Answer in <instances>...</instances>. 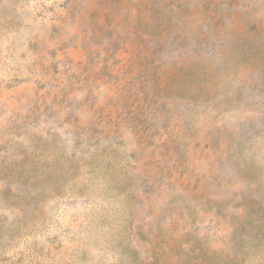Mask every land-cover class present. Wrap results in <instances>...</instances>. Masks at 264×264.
I'll return each mask as SVG.
<instances>
[{"label": "rangeland", "instance_id": "374dc122", "mask_svg": "<svg viewBox=\"0 0 264 264\" xmlns=\"http://www.w3.org/2000/svg\"><path fill=\"white\" fill-rule=\"evenodd\" d=\"M222 1L0 0V163L42 161L0 264H233L264 217V0Z\"/></svg>", "mask_w": 264, "mask_h": 264}, {"label": "trees", "instance_id": "16d2710c", "mask_svg": "<svg viewBox=\"0 0 264 264\" xmlns=\"http://www.w3.org/2000/svg\"><path fill=\"white\" fill-rule=\"evenodd\" d=\"M225 3L226 2L222 0L219 2L220 5H224ZM245 12L247 14L250 13L248 10ZM252 21L254 23V32L250 35L253 37L260 36L264 31V23L260 18L255 20L253 17ZM245 33L248 34V30L245 31ZM97 142L99 143V141ZM39 161L35 160L32 154L23 152L18 157L11 156L9 159L2 160L0 163V172L4 176L2 182L4 186L8 187L9 192L6 200H0V256L7 252L11 246V242L15 238L28 235L32 229L33 223H31L30 226L29 214L32 209L30 208L31 201L33 200H14L13 197L20 198L21 195L26 192L25 186L30 184V180L37 173L36 165H40L42 162ZM262 199L249 200V202L243 204V206H241L244 208L243 214H252L254 210L257 209H260L264 214V204L262 207L254 206L255 203H263ZM249 203H251L250 206ZM4 211H7L8 214H4ZM192 230L194 234L198 233L196 228ZM229 231L232 242V256L230 259L233 264H243L247 257H255L259 261L263 260L264 217L262 214L259 218L255 216L245 221L235 222V224H232ZM198 241L200 242V238H198ZM209 248L210 246L206 248L203 246L197 247L193 243V246L187 249V262L189 264H211ZM151 256L153 257V255Z\"/></svg>", "mask_w": 264, "mask_h": 264}]
</instances>
